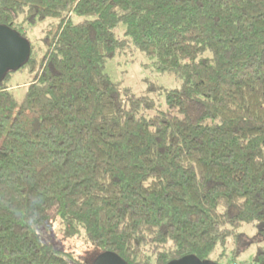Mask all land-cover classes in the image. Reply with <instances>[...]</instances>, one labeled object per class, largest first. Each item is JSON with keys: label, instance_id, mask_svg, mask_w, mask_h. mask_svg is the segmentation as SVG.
I'll list each match as a JSON object with an SVG mask.
<instances>
[{"label": "trees", "instance_id": "obj_1", "mask_svg": "<svg viewBox=\"0 0 264 264\" xmlns=\"http://www.w3.org/2000/svg\"><path fill=\"white\" fill-rule=\"evenodd\" d=\"M0 24L33 72L20 101L0 80V264H223L250 241L264 264V0H0ZM127 45L181 79L162 101L105 71Z\"/></svg>", "mask_w": 264, "mask_h": 264}, {"label": "rangeland", "instance_id": "obj_2", "mask_svg": "<svg viewBox=\"0 0 264 264\" xmlns=\"http://www.w3.org/2000/svg\"><path fill=\"white\" fill-rule=\"evenodd\" d=\"M41 27L42 24H38L28 29L30 40L34 45L37 44V40L42 34ZM42 49L44 48H41V51ZM41 51H39V55ZM104 69L112 80L118 82L129 92L136 95L148 93L150 96L160 101H162L166 90L177 87L181 81V79L173 73L159 72L156 70L150 60L131 45H127L121 52L117 53L111 59H108L105 62ZM32 74V70L25 66L9 72L5 83L9 86L17 101L21 100L25 89L24 84L31 79ZM160 106V104L156 105V107ZM151 112L152 111L149 113ZM243 230L249 235L255 232L254 227L246 226ZM44 235L48 240L52 241L56 247L62 249L64 252H68L71 257L76 259L80 257L82 261L88 262L94 259V252L90 243L86 242L82 237L75 240L69 237H63L57 224L45 228ZM258 243L260 242L250 241L237 250L235 254L229 250V255H227V258L222 261V263L239 264L242 262L244 264V261L250 262L252 256L256 252Z\"/></svg>", "mask_w": 264, "mask_h": 264}, {"label": "water", "instance_id": "obj_3", "mask_svg": "<svg viewBox=\"0 0 264 264\" xmlns=\"http://www.w3.org/2000/svg\"><path fill=\"white\" fill-rule=\"evenodd\" d=\"M31 50L29 41L6 24H0V80L10 70H16L27 59ZM92 264H127L113 251L98 254ZM165 264H217L207 259H199L188 254Z\"/></svg>", "mask_w": 264, "mask_h": 264}]
</instances>
